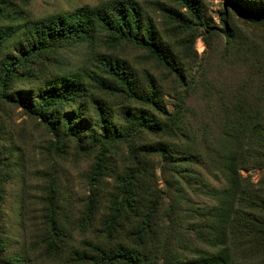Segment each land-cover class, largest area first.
Wrapping results in <instances>:
<instances>
[{"label":"trees","instance_id":"16d2710c","mask_svg":"<svg viewBox=\"0 0 264 264\" xmlns=\"http://www.w3.org/2000/svg\"><path fill=\"white\" fill-rule=\"evenodd\" d=\"M175 1L190 12L198 11L196 0ZM229 3L241 17L264 25L260 7L242 0ZM28 26L17 42L14 29H0V104L13 103L55 137L95 150L84 208L75 225L81 239L70 248L68 264H264V64L246 85L215 94L217 116L196 129H185L179 134L180 143L161 140L135 146L134 137L145 133L168 139L181 127L184 106L179 104L166 122L155 119L149 110L128 108L121 113L124 127L111 118V110L101 100L92 98L89 109L79 97L86 91L84 80L88 79L98 90L123 93L163 110L157 88L141 89L138 75L126 64L106 57L101 76L69 72L47 79L46 73L31 70V65L44 53L54 57L71 43H89L95 35L105 33L145 50L182 78L139 4L112 0L32 21ZM23 79L42 86L23 89L17 86ZM192 82L187 83L189 89ZM206 95L210 97L212 92ZM115 142L127 144L130 165L122 175L116 174L107 191L102 180L112 177L114 169L109 168L106 145ZM150 156L162 162L158 179L162 186L158 183L156 190L141 177L148 165L145 157ZM251 169L261 174L256 182L241 173ZM210 178L220 185L216 187ZM189 194L209 202L195 204ZM67 223L65 218L57 224L48 221L55 241L64 248L70 244L67 240L74 239ZM88 230L96 240L85 243L82 234ZM2 245L0 240V253ZM3 259L12 262L7 256Z\"/></svg>","mask_w":264,"mask_h":264},{"label":"rangeland","instance_id":"374dc122","mask_svg":"<svg viewBox=\"0 0 264 264\" xmlns=\"http://www.w3.org/2000/svg\"><path fill=\"white\" fill-rule=\"evenodd\" d=\"M109 1L112 0H0V29H14L17 42L32 21ZM134 1L149 18L152 30L173 57L182 78L145 50L126 41L119 42L105 33L95 35L89 43H71L54 57L49 52L38 56L33 59L31 70L43 71L47 74L45 79L57 73L70 75L69 72L101 76L104 58L112 57V61L126 64L138 75L141 89L148 91L153 85L157 88L163 110H155L123 93L98 90L88 79L84 80L86 91L79 100L89 109L92 98L101 100L111 110V118L124 127L121 113L128 108L149 110L155 119L166 122L168 114L179 104L183 105L181 127L172 131L168 139L145 133L134 137L133 141L135 146L161 140L180 143L183 139L179 134L185 129H196L200 123L210 122L212 116H217L215 94L230 91L239 84L246 85L257 67L264 64V25L241 17L229 0H196L198 11L194 13L175 0ZM246 1L260 7L264 13V0ZM226 31L230 33L228 37ZM190 80L193 81L191 89L187 87ZM29 82L23 79L17 86L23 89L42 86ZM106 146L109 168L114 169L112 177L102 180L103 188L108 191L113 187L116 174L127 171L130 157L126 143ZM94 155L95 150L90 145L55 137L47 126L27 115L21 107L13 103L0 104V240L3 242L0 264H68L70 248L81 239L75 225L84 208L87 177L95 162ZM145 158L148 165L143 168L141 177L147 180L151 190H156L158 183L162 186L158 180L162 162L156 156ZM241 173L253 182L261 176L257 169ZM210 181L216 187L220 185L212 178ZM189 196L195 204L209 202L205 197ZM103 212L101 209L100 214ZM60 218L70 221L67 225L74 237L67 240L70 243L67 248L55 241L48 224L51 219L57 224ZM82 236L85 243L96 240L91 230ZM173 245H176L174 241ZM3 256L11 258L12 262H4Z\"/></svg>","mask_w":264,"mask_h":264}]
</instances>
